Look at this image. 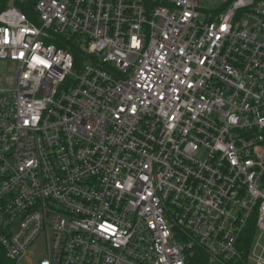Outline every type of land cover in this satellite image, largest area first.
<instances>
[{"label":"built area","instance_id":"2783aa9c","mask_svg":"<svg viewBox=\"0 0 264 264\" xmlns=\"http://www.w3.org/2000/svg\"><path fill=\"white\" fill-rule=\"evenodd\" d=\"M0 61L7 260L264 264V0H14Z\"/></svg>","mask_w":264,"mask_h":264},{"label":"rangeland","instance_id":"374dc122","mask_svg":"<svg viewBox=\"0 0 264 264\" xmlns=\"http://www.w3.org/2000/svg\"><path fill=\"white\" fill-rule=\"evenodd\" d=\"M224 0H199V6L204 10L219 9L223 5ZM14 0H9L8 5H13ZM15 74V65L13 63L0 61V90L10 89L13 86V76ZM264 247V239L261 241ZM260 250L257 251L259 253ZM49 249L45 237H40L35 244L29 249L27 258L20 264H37L39 260L48 258ZM5 264H15L11 261L4 260Z\"/></svg>","mask_w":264,"mask_h":264},{"label":"trees","instance_id":"16d2710c","mask_svg":"<svg viewBox=\"0 0 264 264\" xmlns=\"http://www.w3.org/2000/svg\"><path fill=\"white\" fill-rule=\"evenodd\" d=\"M8 2L9 0H0V12L3 11L7 6H8ZM17 4V3H16ZM23 12H25L30 18L32 17L33 13H32V9L30 7V5L25 4V5H17ZM197 257V258H196ZM196 259V260H195ZM4 260H7L5 258V255L1 252L0 250V264H5L3 263ZM194 261L192 262V264H203L202 261H200L199 257H198V253L196 254L195 258L193 259ZM9 261V260H7Z\"/></svg>","mask_w":264,"mask_h":264}]
</instances>
